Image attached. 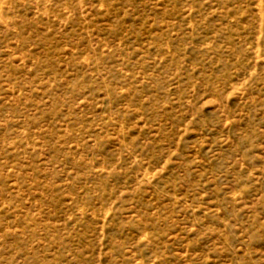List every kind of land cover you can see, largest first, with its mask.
<instances>
[{"label":"rangeland","instance_id":"obj_1","mask_svg":"<svg viewBox=\"0 0 264 264\" xmlns=\"http://www.w3.org/2000/svg\"><path fill=\"white\" fill-rule=\"evenodd\" d=\"M0 264H264V0H0Z\"/></svg>","mask_w":264,"mask_h":264}]
</instances>
